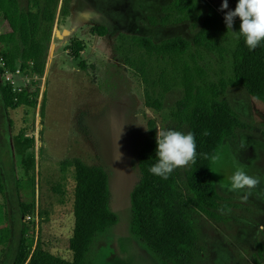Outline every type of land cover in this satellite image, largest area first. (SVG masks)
I'll list each match as a JSON object with an SVG mask.
<instances>
[{
	"label": "rangeland",
	"instance_id": "obj_1",
	"mask_svg": "<svg viewBox=\"0 0 264 264\" xmlns=\"http://www.w3.org/2000/svg\"><path fill=\"white\" fill-rule=\"evenodd\" d=\"M18 1L23 9L28 8V0ZM169 2L58 0L43 70L26 72L17 64L15 72L0 73V85L9 82L30 97L36 93L34 106L17 109H6L0 93V159L5 183L0 194V231H10L7 243L0 244V264H11L22 235L28 238L31 253L41 241L50 252L72 258L67 242L73 227V166L77 162L106 171L110 207L118 216L116 224L93 239L86 255L89 264H170L131 232L130 193L140 178L138 152L150 137L149 121L156 133L175 130L178 124L170 109L182 91L176 87L165 93L160 110L146 106V87L124 63L117 47L120 33L151 36L155 41L176 35L192 40L201 20L149 24L148 18L158 16L161 6ZM205 2L223 18L236 6L228 0V9L220 10L222 0ZM63 7L67 14L62 13ZM104 23L108 27L105 36L91 33L93 26ZM8 30L0 12V33ZM73 38L86 45L79 58L69 52ZM227 57L229 61L230 54ZM206 60L218 70L216 55ZM223 96L246 125L224 139L218 152L223 159L212 163L216 188L231 201V208L219 212L220 220L195 216L200 241L192 264H256V259L264 264V251L262 257L258 255V243L264 245V103L240 85L227 87ZM121 127L117 143L122 155L117 160L115 140ZM180 128L188 133L187 125ZM237 167L259 177V185L230 191L229 177ZM180 168L184 172L188 165Z\"/></svg>",
	"mask_w": 264,
	"mask_h": 264
},
{
	"label": "trees",
	"instance_id": "obj_2",
	"mask_svg": "<svg viewBox=\"0 0 264 264\" xmlns=\"http://www.w3.org/2000/svg\"><path fill=\"white\" fill-rule=\"evenodd\" d=\"M28 1V8L23 9L18 0H0V12L9 26L8 31L0 33V73L15 72L17 64L26 72L43 70L58 0ZM66 8L63 7L62 13H68ZM148 20L152 26L201 20L192 40L176 35L155 41L151 36L125 33L117 38L124 63L146 87V106L160 110L165 93L176 87L181 89L182 95L171 107L170 114L178 124L176 131L187 125L188 132L194 134L196 158L184 172L176 168L167 179L151 174L149 168L157 162L156 131L153 121H149L150 137L138 152L140 178L130 193V230L160 260L192 264L200 241L195 216L204 214L220 220L219 212H228L231 208V201L222 197L216 188L210 157L219 152L226 137L234 136L246 125L223 95L227 87L240 85L264 103V42L249 50L243 38L233 33L239 31L240 19H234L232 28L228 29L218 10L205 0H170L161 6L158 16H150ZM114 22L119 23L117 19ZM195 22H192L193 28ZM91 33L105 36L108 28L95 25ZM85 48L81 39L73 38L70 55L79 58ZM227 54H230L229 61ZM208 55H216L218 70L206 60ZM80 66H85L83 61ZM0 93L6 109L35 105V92L30 97L24 89L18 90L9 82L0 85ZM205 131L210 134L202 135ZM73 167V227L67 242L72 258L50 252L47 243L41 241L31 253V244L22 235L11 264H23L30 253L27 264H89L86 255L93 239L118 222L117 214L110 207L106 171L81 162ZM2 174L0 159V194L5 191ZM9 236V229L0 231V244L5 245ZM263 251L264 245L259 242L260 257ZM255 263L261 264L258 259Z\"/></svg>",
	"mask_w": 264,
	"mask_h": 264
},
{
	"label": "clouds",
	"instance_id": "obj_3",
	"mask_svg": "<svg viewBox=\"0 0 264 264\" xmlns=\"http://www.w3.org/2000/svg\"><path fill=\"white\" fill-rule=\"evenodd\" d=\"M228 9V0H222L220 10ZM235 17L240 19L238 32H233L243 38L249 50L256 49L264 42V0H238L235 9L227 11L224 22L228 29L232 28ZM123 127V126H122ZM122 127L115 140L116 150L119 152L117 141L122 134ZM207 131L202 135H209ZM119 152V158L121 159ZM155 157L157 162L149 168V172L155 176L167 179L176 168L185 167L189 163H195L196 141L192 132L184 133L172 129L159 130L156 133ZM205 158L207 155L205 154ZM212 163L219 164L223 157L214 153L210 157ZM213 172V171H212ZM230 191H241L255 188L260 183L259 177L248 175L242 168L237 167L234 174L229 177Z\"/></svg>",
	"mask_w": 264,
	"mask_h": 264
},
{
	"label": "crops",
	"instance_id": "obj_4",
	"mask_svg": "<svg viewBox=\"0 0 264 264\" xmlns=\"http://www.w3.org/2000/svg\"><path fill=\"white\" fill-rule=\"evenodd\" d=\"M103 23V22H102ZM105 24V23H104ZM101 25H103V24H101ZM105 26H106V24H105ZM108 28V27H107ZM70 32V31H69Z\"/></svg>",
	"mask_w": 264,
	"mask_h": 264
},
{
	"label": "built area",
	"instance_id": "obj_5",
	"mask_svg": "<svg viewBox=\"0 0 264 264\" xmlns=\"http://www.w3.org/2000/svg\"><path fill=\"white\" fill-rule=\"evenodd\" d=\"M1 66H3V63H1Z\"/></svg>",
	"mask_w": 264,
	"mask_h": 264
}]
</instances>
